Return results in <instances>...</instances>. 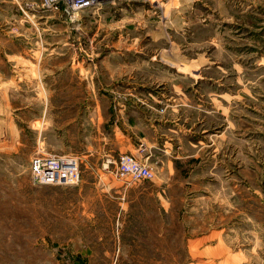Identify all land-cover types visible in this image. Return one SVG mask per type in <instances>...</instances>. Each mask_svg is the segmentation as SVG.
Masks as SVG:
<instances>
[{
    "label": "rangeland",
    "instance_id": "obj_1",
    "mask_svg": "<svg viewBox=\"0 0 264 264\" xmlns=\"http://www.w3.org/2000/svg\"><path fill=\"white\" fill-rule=\"evenodd\" d=\"M89 95L136 142L46 134ZM35 154L80 181L33 184ZM0 264H264V0H0Z\"/></svg>",
    "mask_w": 264,
    "mask_h": 264
},
{
    "label": "crops",
    "instance_id": "obj_2",
    "mask_svg": "<svg viewBox=\"0 0 264 264\" xmlns=\"http://www.w3.org/2000/svg\"><path fill=\"white\" fill-rule=\"evenodd\" d=\"M30 22L31 18L26 17ZM43 31H45L43 29ZM32 51L31 45L26 47L24 54H30ZM90 103L85 105V100L81 99L79 96H66L61 100V104H51L48 109V115L45 116V121L51 127V130H47L46 134L52 135L56 140H70L76 138L81 147L84 148L83 153L95 152V145L91 147V151L87 149V140L89 135L92 136V141L100 139V135H103L104 127H110L115 135H120L123 137H129L134 141L135 135L129 133L133 125L126 124V119L122 115V110H118V113L111 112L112 107L110 103H99L96 101V96L89 95ZM66 113H70L66 116ZM126 117V115H124ZM46 130V129H45ZM143 134V133H142ZM140 140L144 142H149V140L144 136ZM142 144V143H140ZM66 149H72V147L66 146ZM75 150V149H73ZM61 157L74 158L71 154L58 155ZM145 162L143 160H140ZM146 163V162H145ZM121 177V176H120Z\"/></svg>",
    "mask_w": 264,
    "mask_h": 264
},
{
    "label": "built area",
    "instance_id": "obj_3",
    "mask_svg": "<svg viewBox=\"0 0 264 264\" xmlns=\"http://www.w3.org/2000/svg\"><path fill=\"white\" fill-rule=\"evenodd\" d=\"M101 0H72L73 9L97 5ZM75 10V9H74ZM118 175L130 177L133 181L150 180L153 176L150 167L130 154H121L116 161ZM30 179L35 185L52 186L77 184L80 171L76 159L54 154H35L30 160Z\"/></svg>",
    "mask_w": 264,
    "mask_h": 264
},
{
    "label": "bare ground",
    "instance_id": "obj_4",
    "mask_svg": "<svg viewBox=\"0 0 264 264\" xmlns=\"http://www.w3.org/2000/svg\"><path fill=\"white\" fill-rule=\"evenodd\" d=\"M112 1H114V0H101V1L97 2L96 4L98 5V4H101V3H110ZM85 8H87V7H77V8H74V9L75 10H82V9H85Z\"/></svg>",
    "mask_w": 264,
    "mask_h": 264
}]
</instances>
